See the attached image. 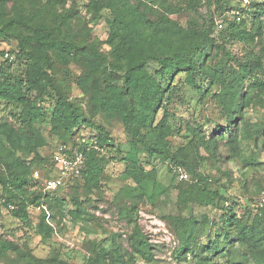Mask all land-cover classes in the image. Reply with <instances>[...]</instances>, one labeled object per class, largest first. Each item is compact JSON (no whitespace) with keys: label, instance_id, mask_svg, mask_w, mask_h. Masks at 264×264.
Masks as SVG:
<instances>
[{"label":"trees","instance_id":"trees-1","mask_svg":"<svg viewBox=\"0 0 264 264\" xmlns=\"http://www.w3.org/2000/svg\"><path fill=\"white\" fill-rule=\"evenodd\" d=\"M83 1L87 8L106 18L110 27L108 44L111 51L108 56L97 48L90 47L88 55H85L89 62V73L81 74L77 80L87 86L85 90L89 94V101L95 107L123 121L135 151L142 144L143 150L149 156L147 162L153 158L162 162L170 157L175 160L176 155L170 151L165 140L166 131L170 130L166 126L167 119L165 117L158 120V115L161 109L167 108L177 89L180 90L176 80L180 82L183 79L182 82L190 87V91L197 94L200 105L205 104L208 97H214L219 105L220 114L228 119L218 123L210 117L207 118L206 124L214 125L212 132L209 133L210 142H216L215 135L221 138L228 135L230 149L241 158L239 142L250 137L252 133L242 115L246 101L243 99L240 102L239 97L247 78L261 65L262 59L260 57L246 59L241 62L239 68L232 65V70L224 71L207 65L210 58L208 52L211 48L221 47L220 36L214 33L220 31L222 34L226 31V23H229L228 29H231L232 33H237L241 39L253 40L262 32L260 29L256 34L246 29L245 21L247 19L254 21L257 29L264 24L261 19L264 16V0H248L249 3H245L244 0H223L225 15L221 29H217L215 16L203 26L184 27L168 13L159 14L154 18L149 17L147 4L145 9H141L142 3L136 4L131 0ZM154 2L157 4V1ZM165 3L167 0H160L159 4ZM167 5L169 12L173 13L176 4ZM2 8L0 4V39L17 40L18 54L25 62L23 71L13 73L9 59L4 58L5 54L9 56V52H0L3 57L0 61V100L13 105L16 109L13 114L16 118L15 124L0 121L2 167L0 182L5 194L3 202L8 208L10 204L14 205L15 207L11 209L13 214L27 221L31 211L38 209L41 219L36 228L45 229L48 235H51L53 228L47 219L46 205L49 207L53 204L52 201H56L57 207L64 210L65 215L68 213L72 220L83 219L86 213L83 203L77 198L64 196L84 183H93L97 180L101 171L99 160L105 157L113 142L105 128L98 125L96 120L84 115L75 101L69 99L56 84L53 74L54 62L69 64L84 51V46L72 35L68 16L59 19L57 18L59 15L55 14L51 18L52 22H46L44 14L36 11L17 8L11 14L5 15ZM235 11L240 12L239 19ZM229 16L234 17L233 21ZM63 27L68 33H63ZM151 61L159 65L157 74L163 78L167 76L166 85L148 70L147 65ZM110 68L123 72L120 84L113 83L112 78L107 76ZM100 75L106 77L103 79ZM216 84H220L221 87L213 93L212 88ZM256 84L260 86L264 83L256 81ZM30 92L36 93L35 99L31 98ZM181 98L183 101V97ZM48 99L52 101L51 106H43ZM240 110L241 115L236 117L235 113ZM87 127L98 129L99 137L88 139L82 133ZM45 128L47 135L44 134ZM54 139L56 142L48 152L42 154V149L49 146ZM59 143L69 146V152L72 154L83 152L84 167L81 175L67 186L48 192L45 190V181L53 167L51 154ZM29 157L31 159H28ZM125 159L128 158H122ZM242 159L248 161V158ZM175 163L177 164L173 168L175 173L181 168L188 175L189 173L192 175L187 179H181L191 181L184 191V201L187 203L194 200L205 206L219 207L218 203L223 200L224 195L219 189L212 188L213 179L197 171L185 160H176ZM128 164V173L136 182L140 183L143 179L149 178L143 161L130 159ZM247 164L257 163L249 161ZM35 171H39V176H35ZM151 171L153 172V169ZM262 189L264 190V186L260 191ZM68 203L72 208L66 210ZM219 208L217 215L213 217L203 215L202 221L191 217V224L187 223V219H178L176 227L181 228L182 254H191L194 261L197 260L196 263L199 264H206L211 256L222 253L226 264H234L240 255L243 257L239 262H248L245 251L235 250L232 237V225L240 219L236 217L232 208L226 210ZM130 220L132 222V219ZM198 224L200 226L202 224L204 228L214 229L215 235L223 232L225 243L220 244L218 239H209L207 244H196ZM0 226L2 227L1 223ZM252 229L242 224L237 240H240L243 246L251 244ZM253 238L256 239L260 254L253 248L251 255L256 264H264V236L254 235ZM130 244L137 253L151 259V244L142 237L137 226L130 235ZM92 246L93 258L90 260L92 264L102 262L127 264L129 261L127 250L119 244L115 234L107 235L100 241H93ZM17 249L15 242L0 236V250Z\"/></svg>","mask_w":264,"mask_h":264},{"label":"rangeland","instance_id":"rangeland-1","mask_svg":"<svg viewBox=\"0 0 264 264\" xmlns=\"http://www.w3.org/2000/svg\"><path fill=\"white\" fill-rule=\"evenodd\" d=\"M0 1L5 15L22 8L25 11L44 14L46 22H52L51 18L55 14L59 15L57 17L59 19L68 16L72 35L84 46V51L69 64L54 62L53 74L56 84L69 99L75 101L84 115L96 120L98 125L105 128L113 142L105 157L99 160L101 171L97 180L93 183H84L64 196L77 198L83 203L86 212L83 219L72 220L68 213L65 215L64 210L57 207L56 201H52L53 204L49 207L46 205L47 219L53 228L51 235H48L45 229L37 230V223L41 219L38 209L31 211L28 221L13 214L3 202L5 194L0 182V223L7 233L4 238L15 242L18 247L17 250H0V264H92L90 260L93 258V241H100L110 234H115L119 244L127 250L129 258L127 264H199L196 263L197 260L194 261L191 254H182L181 228L176 227V222L178 219H187V223L191 224V217L202 221L203 215L208 217L217 215L219 207L224 210L232 208L236 217L240 219L232 225V237L235 250L245 251L249 261L239 262L243 257L240 255L234 264H256L251 249L256 248L258 254L260 253L253 236H264L263 209L256 207L263 191V189L260 191V188L264 186V84L260 86L256 84V81L264 83V24L257 29L254 21L249 19L245 21V28L256 34L262 29L253 40H249L241 39L237 33H232V30L228 29L229 23H226V31L222 34L220 31L214 33L220 36L221 47L211 48L208 52L210 58L207 65L224 71L232 70V65L239 68L241 62L246 59L252 60L255 57L262 59L261 65L247 78L239 97L240 102L243 99L246 101L242 115L252 133L250 137L239 142L241 158L230 149L228 135H224L223 138L215 135L216 142H210L209 133L212 132L214 125H207V118L210 117L218 123L228 119L220 114L219 105L214 97H208L205 104L200 105L197 94L190 91V87L185 85L182 79L180 82L176 80L180 90L177 89L167 108L161 109L158 115V120L165 117L167 119L166 126L170 130L166 131L165 140L170 151L176 155L175 160L170 157L162 162L153 158L147 162L149 156L143 150L142 144L137 151L133 149L131 137L123 121L95 107L89 101V94L85 90L87 86L77 80L81 74L89 73V62L85 55H88L90 47L110 56L111 46L108 44L110 27L106 18L87 8L83 0ZM154 1H157V4ZM222 1L167 0V3L176 4L174 12L170 13L167 3L160 5V0H131L136 4L142 3L141 9H145L147 4L149 17L154 18L159 14L168 13L184 27L203 26L209 23L213 16L216 21L223 20L225 12ZM233 18L229 16L231 21ZM261 19L264 21V16ZM62 31L64 34L68 33L65 27ZM1 51L9 52V56L5 54L4 58L9 59L13 73L23 71L25 62L18 54L17 40L0 39ZM1 60L3 57L0 55ZM147 68L163 85H166L167 76L163 78L157 74L158 63L151 61ZM122 73L119 69L110 68L107 76L112 78L113 83L120 84ZM100 76L103 79L106 77ZM220 87V84H216L212 92H217ZM30 95L35 99V92H30ZM51 104L52 101L48 99L43 106L48 107ZM15 111L13 105L0 100V121L15 124L16 118L13 116ZM240 113L241 110L235 113L236 117L241 115ZM43 130L47 135V128ZM82 133L88 139L100 135V131L92 127H87ZM238 139L240 140L239 137ZM55 142V139L51 140V144L42 149V154L47 153ZM123 157L128 159L122 160ZM242 157L248 158V161H244ZM130 159L144 162L148 179H143L140 183L134 180L128 173ZM176 160L187 161L197 171L213 179L212 188L219 189L224 195L223 200L218 203L219 207L205 206L194 200L187 203L184 201V191L191 181H182L177 172H174ZM249 161H255L257 164H247ZM189 175L192 177L190 173ZM71 208V204L68 203L66 210ZM242 224L253 228L251 244L246 246L237 240ZM135 226L142 237L151 244L150 260L133 250L130 244V235ZM197 226L196 244H207L209 239H218L220 244L225 243L223 232L215 235L214 229L204 228L202 224ZM206 264H226L225 257L223 253L213 255Z\"/></svg>","mask_w":264,"mask_h":264},{"label":"built area","instance_id":"built-area-1","mask_svg":"<svg viewBox=\"0 0 264 264\" xmlns=\"http://www.w3.org/2000/svg\"><path fill=\"white\" fill-rule=\"evenodd\" d=\"M248 0H245L247 3ZM236 15L240 16L239 11H235ZM223 27V21L217 20V29ZM70 147L64 143H59L52 150L51 160L53 162V167L49 172V177L45 181V190L48 192L57 191L65 186H67L73 179L81 175L82 168L84 167V153H70ZM177 173L180 179H187L189 177L188 173L178 168ZM35 176H39V171H35ZM15 206L10 204L9 208L13 209ZM257 208L264 209V190L256 204ZM0 236H5V231L3 227L0 226ZM191 264V263H187Z\"/></svg>","mask_w":264,"mask_h":264}]
</instances>
